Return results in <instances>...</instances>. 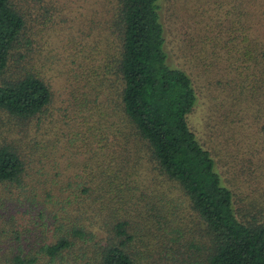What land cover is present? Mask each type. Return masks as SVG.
<instances>
[{"label": "trees", "instance_id": "obj_1", "mask_svg": "<svg viewBox=\"0 0 264 264\" xmlns=\"http://www.w3.org/2000/svg\"><path fill=\"white\" fill-rule=\"evenodd\" d=\"M43 1L56 2L0 0V76L10 50L26 30L34 39L43 29H50L49 16L48 20L42 17L46 8L41 5ZM91 1L107 6L109 11L100 20L101 47L95 43L89 52L98 53L100 48L97 69L104 86L100 81L89 83L84 71L69 74L63 117L66 113L70 119L73 117L72 131L78 134L80 128L92 133L94 129H88L92 128L91 121L100 124L111 116L115 129L124 128L122 145H127L128 140L134 144L122 146L124 151L111 175L102 168L89 183H80L77 193L74 189L68 193L74 198L65 202L61 194L53 196L43 190L49 198L46 205L43 198H37L38 212L41 225L47 229L41 228L36 246L28 245L25 251L0 236V264H192L180 256L186 251L183 245L196 246L195 234L198 240L207 242L203 264H264L263 206L251 208L252 213L246 208L235 209L234 193L225 183L226 177L223 181L211 151L189 127L187 114L193 109L196 94L189 74L165 61L158 1ZM89 14L83 16L85 24L87 20L96 23ZM252 28L253 22L247 23L246 29ZM83 29V25L75 27L73 36L81 31L88 33ZM236 34L240 38L236 47H229L234 33L226 30L228 39L219 44L222 51L212 50L214 58L220 59L214 75L208 64L200 74L211 101L217 94L227 101L216 102L222 106L221 120L236 125L240 132L242 117L248 113L254 117L255 131L264 139V24L261 29L256 27V32L244 30ZM199 60L203 62L202 57ZM102 88L106 91L99 97ZM52 96L50 82L24 64L10 76H1L0 185L13 183L21 193L23 158L6 137L12 133L21 138L30 122L37 125ZM93 113L95 118L91 120ZM238 131L226 134L227 140L235 144L248 141L246 133L238 141ZM242 157L239 170L249 168L250 178L261 169L260 164L249 155ZM143 162L150 172L178 188L179 197L185 200L184 210L191 211L201 226L181 218L180 203H174L172 198L164 200L155 181L142 183L138 175L145 167ZM252 163L256 168L248 167ZM59 198L64 202L58 205ZM246 201L248 207L251 201ZM68 203L72 210L67 212ZM46 207L48 210H43ZM87 216L94 221L99 217L102 223L98 229L104 228L103 236V230L99 234V230L91 228L93 222L87 221ZM47 218L51 224L45 226L43 220ZM137 242L145 247L144 251H136Z\"/></svg>", "mask_w": 264, "mask_h": 264}, {"label": "rangeland", "instance_id": "obj_2", "mask_svg": "<svg viewBox=\"0 0 264 264\" xmlns=\"http://www.w3.org/2000/svg\"><path fill=\"white\" fill-rule=\"evenodd\" d=\"M157 1L159 21L163 30L165 61L169 66L185 70L195 90L196 101L191 112L187 114L189 127L198 141L211 151L223 181L225 177L230 181L225 179V183L234 193L235 209L246 208L249 213H252L251 208L261 205L264 212V139H261V134L255 131L254 117L248 113L242 117L240 132L236 125L222 121L219 114L222 106L216 102L227 101L225 97L218 94L215 101H211L205 89L203 76L200 74V69L208 64L209 70L214 75L220 59L214 58L212 50L216 48L222 51L219 44L228 39L224 35L226 30L234 33V38L229 42L232 45L229 47H236L240 41L238 36L241 35V33L237 35L236 32H244V30L247 33L254 30L256 32V27L261 29V25L264 24V0ZM41 5L46 7L42 10V17L45 16L48 20L49 16L51 20L50 29H43L39 32V36H33L34 39L26 30L20 41L10 50L7 65L1 75L8 77L18 66L24 64L43 75L53 88V96L45 113L41 116V121L37 125L30 122L23 130L21 138L12 133L7 134L6 137L8 139L6 141L10 140L9 142L22 156L24 172L19 187L21 193L13 183L0 185V236L1 239L17 244L24 251L27 250L28 245L36 246V242L39 241L37 236H42L39 234L41 228L47 229L41 225L42 216H39L38 212L37 198L44 199L43 205H46V199L49 198L42 191L47 190L53 196L61 194L65 202L67 199L74 198L68 193L73 189L77 193L80 183L89 181L91 177H97L102 168L109 175L113 173L119 164L116 160L119 161L124 151L122 146L126 145L121 143L125 134L124 128L119 131L115 129L110 123L111 116L106 122L100 124L91 121L92 128L88 129H94L92 133L80 128L78 134L72 131L73 117L70 119L68 113L63 117L69 74L75 70L84 71V74L87 73L89 83L100 81V86H104V82L101 85L102 77L97 69L101 59L100 48L98 53L89 52L92 51L95 43L101 47L100 20L103 19L102 16L108 14L107 6L97 2L94 5L91 0L78 2L56 0L54 3L43 1ZM85 13L93 14L96 23L87 20L85 24L83 17ZM35 15L38 16L39 12L37 11ZM34 21L36 22V18ZM249 22H253L251 30L246 29ZM82 25L88 33L81 31L74 37L73 30ZM20 54L23 56L20 57ZM193 55L200 56L199 59L202 57L203 62L202 60L200 62L197 56L194 58ZM102 89L99 97L106 91L105 88ZM109 95L112 96V94ZM99 97L96 100L100 99ZM75 114L77 117V112ZM94 118L93 113L91 120ZM236 129L239 132L236 138H241L246 133L248 141L238 139L240 143L235 144L233 140H227L226 134H231L232 130ZM133 144L132 140L131 143L128 140L126 146H133ZM242 155H249L254 162L260 164L261 169H257L250 178L248 177L249 168L243 167V171L239 170L243 165ZM143 164L145 165V162ZM248 167L256 168L253 163ZM149 170L147 164L139 170L138 177L142 179V183H147V180L151 179L155 181L154 186L163 192L164 200L172 198L176 200L174 203H180L183 210L180 213L181 218L188 220L189 224H194L196 227L201 226L199 219L191 211L184 210L182 201L185 200L179 197L178 188ZM64 199L59 198L57 204L64 202ZM246 200L251 201L248 207L245 205ZM251 204L254 206L252 207ZM65 205H67V212L72 210L70 203ZM43 210L48 209L46 207ZM43 216L48 217L46 214ZM86 218L87 221L93 222L92 229L99 230L98 224L101 222L99 217L96 216L95 221L92 217ZM43 221H46L45 226L51 224L49 218ZM102 230L103 234H101ZM102 230L97 231L101 236L104 235V228ZM47 234L49 236L50 231H47ZM197 237L195 234L196 246L185 244L182 247L186 251L180 258H183L185 262L204 263L206 254L204 243L207 242L203 238L198 240ZM148 241L150 242V238ZM187 245L189 248H186ZM148 246L150 247L151 244ZM135 248L136 251H144L145 247L137 242ZM167 264L171 263L168 261Z\"/></svg>", "mask_w": 264, "mask_h": 264}]
</instances>
